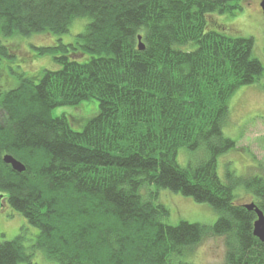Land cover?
Returning <instances> with one entry per match:
<instances>
[{"label": "trees", "instance_id": "16d2710c", "mask_svg": "<svg viewBox=\"0 0 264 264\" xmlns=\"http://www.w3.org/2000/svg\"><path fill=\"white\" fill-rule=\"evenodd\" d=\"M241 10V0H0V39L56 36L35 49L53 68L0 87V206L38 230L30 247L24 232L0 242V264H35V251L54 264H192L209 237L223 241L221 264H264L255 213L236 202L242 189L264 214V135L261 175L217 172L236 150L223 132L229 99L264 72L252 37L209 20ZM75 20L83 29L64 43ZM89 99L99 110L80 130L52 114ZM181 149L201 158L183 167ZM160 189L208 204L215 222L166 223Z\"/></svg>", "mask_w": 264, "mask_h": 264}, {"label": "rangeland", "instance_id": "374dc122", "mask_svg": "<svg viewBox=\"0 0 264 264\" xmlns=\"http://www.w3.org/2000/svg\"><path fill=\"white\" fill-rule=\"evenodd\" d=\"M261 0H241L242 10L234 15L214 14L209 17L211 24L224 26L228 33L236 36L252 37L254 40L253 53L264 66V15L259 6ZM83 21L75 20L69 32L62 35L64 43L74 40L82 31ZM55 35L36 34L30 37H16L0 39L7 52V59H0V87L9 89L16 85L19 76L36 74L43 68H53L49 55H39L36 47H49L55 44ZM29 73V74H27ZM264 82V72L259 82L242 86L229 99V119L223 128L227 137L236 142V150L230 151L217 160V172L220 178H225V165L234 176L249 177L261 175L259 163L263 158L262 137L264 135V89L260 83ZM98 102L89 99L77 106H62L52 110L54 116L65 114L70 117L75 130L98 113ZM201 152H190L181 149L177 155V162L185 167L194 164ZM159 201L169 210L166 219L168 224H177L181 220L212 225L216 212L206 203H196L192 198L169 190L160 189ZM1 199V197H0ZM236 202L249 204L254 198L242 189L236 191ZM24 232V244L30 247L36 239L38 230L29 225L25 219L8 206H0V242L15 238ZM223 241L219 237H209L201 242L189 255L192 264H221L224 256ZM35 264H54L46 259L40 251L33 256Z\"/></svg>", "mask_w": 264, "mask_h": 264}, {"label": "water", "instance_id": "95a60500", "mask_svg": "<svg viewBox=\"0 0 264 264\" xmlns=\"http://www.w3.org/2000/svg\"><path fill=\"white\" fill-rule=\"evenodd\" d=\"M259 6L264 15V0L260 1ZM138 40L139 49H144V45L140 42V36ZM3 161L4 163L10 165L12 169L16 172H23L25 170L24 165L10 155H5L3 157ZM244 208L248 211H252L255 213L256 218L253 223V235L258 238L262 243H264V214L255 203L244 204Z\"/></svg>", "mask_w": 264, "mask_h": 264}]
</instances>
